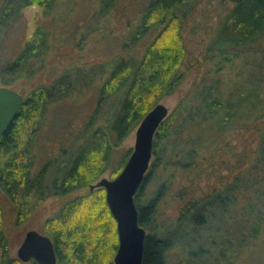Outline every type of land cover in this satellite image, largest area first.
I'll return each mask as SVG.
<instances>
[{"label":"trees","instance_id":"obj_1","mask_svg":"<svg viewBox=\"0 0 264 264\" xmlns=\"http://www.w3.org/2000/svg\"><path fill=\"white\" fill-rule=\"evenodd\" d=\"M55 1L3 0L0 5V40L21 10L37 4L47 12ZM189 1L152 0L149 3L129 43L135 45L151 31L155 33L153 38L139 57L125 53L115 59L99 88L93 112L76 137L82 142L60 167L50 160L35 171L32 139L40 130L49 106L67 98L75 89L77 78L70 72H64L48 85L36 86L21 94L23 105L0 138V194L12 206L17 225L47 198L65 197L87 189L85 193L66 199L43 222L42 230L53 245L56 264H113L118 247L116 223L106 204L105 190L94 187L90 191L87 186L91 187L107 171L112 153L137 128L143 117L181 83L183 76L179 67L185 52L181 27L189 11ZM262 38L264 0H243L232 4L221 19L206 53L211 59L217 57L218 61H223L229 52L248 50ZM46 45L47 33L37 28L23 42L15 58L0 69L2 86L10 88L17 79H32L36 70L31 68L29 61L40 56ZM222 84L220 77H201L155 132L153 160L134 197L138 224L147 232L142 264H169L167 251L172 247L177 229L161 231L159 225H155L159 194L144 204L140 203L139 193L148 177L155 175L160 167L165 170L172 168L189 177L196 169H193L198 162L196 157L204 147L205 138L207 141L211 137L214 142L231 133L237 124L253 122L255 118L259 123L260 119L264 120V115L259 119L257 109L260 100L253 99L252 88L243 86L236 92L226 93ZM112 96L115 101L108 110L109 114L103 117L104 103ZM261 124L263 128L256 132L264 152V121ZM131 151L127 150L113 166L110 179L121 172ZM55 168L58 176L49 179ZM240 179L241 175L234 176L224 187L222 192L226 199L219 195L189 199L181 213L185 215L182 219L199 225L212 206L229 203L230 194L241 188L239 183L249 185L247 180L243 182ZM253 190L257 192L260 189ZM2 214L0 204V264H21L9 255L8 240L1 227ZM30 264L36 263L30 261Z\"/></svg>","mask_w":264,"mask_h":264},{"label":"rangeland","instance_id":"obj_2","mask_svg":"<svg viewBox=\"0 0 264 264\" xmlns=\"http://www.w3.org/2000/svg\"><path fill=\"white\" fill-rule=\"evenodd\" d=\"M151 1L56 0L47 12L32 4L21 10L8 26L0 40V69L15 58L23 42L37 28L47 33L45 51L29 61L36 75L30 80L17 79L11 89L24 94L36 86L48 85L64 72L77 78L75 89L67 98L49 106L40 130L32 139L35 171L50 160L60 167L71 156L82 142L76 137L92 114L99 88L115 59L125 53L139 57L153 38L155 33L151 31L135 45L129 43ZM231 8L227 0L189 1V11L181 27L185 52L179 69L183 78L176 90L159 102L169 113L206 75L222 78L226 93L243 86L252 88L253 99L260 100L259 119L264 115V38L248 50L229 52L223 61L217 57L211 59L206 53L221 19ZM2 80L0 72V86ZM114 101L113 96L106 99L103 117L109 114ZM252 121L237 124L231 133L214 142L210 136L207 141L205 138L204 147L196 157L198 162L193 168L196 169L189 177L172 168L160 167L146 180L139 193L140 203L159 194L155 225L161 231L177 228L172 247L167 251L169 264H264V152L256 132L263 128L264 120ZM135 130L112 153L107 171L91 186L101 179L112 180L109 174L113 166L127 150H133ZM57 172L56 168L52 169L49 179L57 177ZM238 175L249 185L239 183L241 188L230 194L228 204L212 206L199 225L182 219L185 215L181 213L192 199L213 195L226 199L222 191ZM253 188L260 190L255 192ZM86 190L47 198L19 225L12 206L0 194L1 227L8 240L9 255L16 258L17 249L29 231L44 235V220L66 199ZM93 190L94 187L90 191Z\"/></svg>","mask_w":264,"mask_h":264},{"label":"water","instance_id":"obj_3","mask_svg":"<svg viewBox=\"0 0 264 264\" xmlns=\"http://www.w3.org/2000/svg\"><path fill=\"white\" fill-rule=\"evenodd\" d=\"M238 4L243 0H227ZM23 105V96L15 90L0 86V138L10 127ZM168 109L158 103L140 121L135 130V142L123 169L112 180L101 179L93 187L105 190V201L116 223L118 247L113 264H142L145 230L138 224L134 197L142 185L152 157L155 132L168 116ZM21 263L56 264L53 245L46 235L26 233L17 249Z\"/></svg>","mask_w":264,"mask_h":264}]
</instances>
